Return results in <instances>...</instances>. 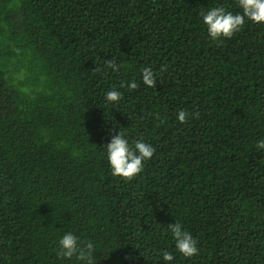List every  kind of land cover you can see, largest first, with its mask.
<instances>
[{"label": "trees", "instance_id": "obj_1", "mask_svg": "<svg viewBox=\"0 0 264 264\" xmlns=\"http://www.w3.org/2000/svg\"><path fill=\"white\" fill-rule=\"evenodd\" d=\"M236 3L0 0V264H81L70 231L95 264H264V24L213 41L200 17ZM123 130L155 148L131 180L101 155ZM179 222L198 255L157 262Z\"/></svg>", "mask_w": 264, "mask_h": 264}, {"label": "clouds", "instance_id": "obj_2", "mask_svg": "<svg viewBox=\"0 0 264 264\" xmlns=\"http://www.w3.org/2000/svg\"><path fill=\"white\" fill-rule=\"evenodd\" d=\"M236 7L239 11L233 12L224 6H213L200 13L201 22L210 39L218 41L221 38H231L235 33L241 31L248 21L264 24V0H237ZM106 67L112 72H119L121 65L109 61L106 62ZM140 73L145 86L152 87L155 84L156 74L151 67L142 66ZM125 86L128 90L138 88L135 80L122 82L119 87L124 88ZM123 96L124 93L118 91L117 87H110L104 93L106 107L117 106ZM176 118L179 122L186 123L190 117L187 110H180ZM129 137L127 130L120 131L111 137L101 153L112 176L126 180H131L139 175L155 152L154 146L144 138L130 139ZM256 148L264 150V139L257 141ZM168 232L174 243V250H153L157 262L160 260L173 261L174 253H179L184 258L198 255V241L183 228L182 223L169 224ZM58 243V255L63 259H70L75 255L76 261L81 264H95L94 253L97 245L94 241H83L74 231H70L59 234Z\"/></svg>", "mask_w": 264, "mask_h": 264}]
</instances>
